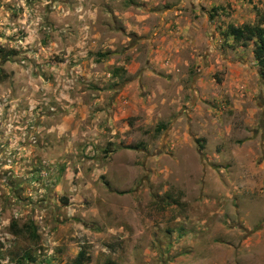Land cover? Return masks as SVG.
<instances>
[{"label": "rangeland", "instance_id": "1", "mask_svg": "<svg viewBox=\"0 0 264 264\" xmlns=\"http://www.w3.org/2000/svg\"><path fill=\"white\" fill-rule=\"evenodd\" d=\"M245 23L264 0H0V264H264Z\"/></svg>", "mask_w": 264, "mask_h": 264}, {"label": "trees", "instance_id": "2", "mask_svg": "<svg viewBox=\"0 0 264 264\" xmlns=\"http://www.w3.org/2000/svg\"><path fill=\"white\" fill-rule=\"evenodd\" d=\"M229 30L234 40L244 46L252 40L255 42L254 55L264 75V25L245 23L242 26H230ZM84 255L85 252L80 251L74 264H83Z\"/></svg>", "mask_w": 264, "mask_h": 264}, {"label": "crops", "instance_id": "3", "mask_svg": "<svg viewBox=\"0 0 264 264\" xmlns=\"http://www.w3.org/2000/svg\"><path fill=\"white\" fill-rule=\"evenodd\" d=\"M263 91H264V89H263ZM192 114H194V113H192ZM263 118H264V114H263ZM263 123H264V121H263ZM192 124L193 123L189 124L186 127V130L184 131L183 135H180L177 132L178 130L176 131V126L173 127L172 131L170 133V136L168 138V142L171 143L173 145V147H176L179 143L188 144V143H193L192 140H196L197 142H201V144H200V147H201L202 142L204 140L203 139L201 140L200 133L202 134L201 127L204 125V123H202L201 119H199L196 121V124L194 126ZM262 130L264 131V125L262 127ZM263 135H264V132H263ZM202 147H204V146H202ZM235 154L237 155V157H239L237 159L240 161L241 153L237 152ZM252 161L254 162V160H252ZM255 161H256V158H255ZM254 164H255V169H253V171L251 173H249L248 180L252 183H260V181L264 179V175L259 171L260 168L264 169V160L259 161V163L254 162ZM258 164H260V166H258Z\"/></svg>", "mask_w": 264, "mask_h": 264}]
</instances>
